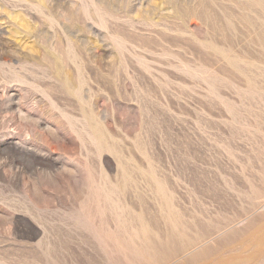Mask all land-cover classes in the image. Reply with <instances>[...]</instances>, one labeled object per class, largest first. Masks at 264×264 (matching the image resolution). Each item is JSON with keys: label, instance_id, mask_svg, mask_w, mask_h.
I'll return each mask as SVG.
<instances>
[{"label": "rangeland", "instance_id": "obj_1", "mask_svg": "<svg viewBox=\"0 0 264 264\" xmlns=\"http://www.w3.org/2000/svg\"><path fill=\"white\" fill-rule=\"evenodd\" d=\"M263 224L260 9L0 0V264H264Z\"/></svg>", "mask_w": 264, "mask_h": 264}, {"label": "bare ground", "instance_id": "obj_2", "mask_svg": "<svg viewBox=\"0 0 264 264\" xmlns=\"http://www.w3.org/2000/svg\"><path fill=\"white\" fill-rule=\"evenodd\" d=\"M233 1V0H232ZM241 2L244 3L245 5V8L246 9H249V10H253L255 8H258L260 9V15L262 16V18L264 19V0H240ZM203 2V1H202ZM207 3V2H206ZM205 5V4H204ZM229 6H231L230 4H228ZM228 6V7H229ZM251 15V14H250ZM251 25V24H250ZM218 31V30H217ZM212 47V46H211ZM211 49H213L212 51H215L216 53H219V54H222V51L216 47H212ZM260 60V59H259ZM230 63L233 64L235 63L234 59H231L230 60ZM252 65V64H251ZM251 65H249V67H251ZM113 147V146H112ZM118 182V181H117ZM119 185V184H118ZM120 186V185H119ZM125 193V192H124ZM131 193V192H130ZM124 195V194H123ZM264 225V224H263ZM262 225V226H263ZM262 228V227H261ZM262 231V230H261ZM258 233V231H257ZM256 233V234H257ZM254 236V235H253ZM136 245V244H135ZM246 246V245H245ZM257 246L260 247V248H264V231L263 233L258 237V243H257ZM254 253V252H253ZM259 253V252H258ZM149 255V254H148ZM221 256V255H220ZM263 256V255H262ZM236 257V256H234ZM233 257V258H234ZM241 257V255H240ZM244 257V256H243ZM236 258H239L238 255ZM229 259V258H228ZM226 262L227 260L224 259ZM223 261V260H222ZM253 262V261H252ZM225 263V262H224ZM217 264V263H216ZM220 264V263H218Z\"/></svg>", "mask_w": 264, "mask_h": 264}]
</instances>
